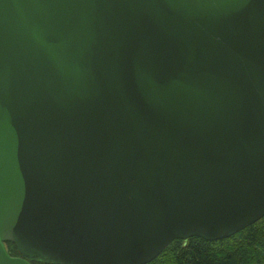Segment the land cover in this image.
Instances as JSON below:
<instances>
[{"label":"water","instance_id":"1","mask_svg":"<svg viewBox=\"0 0 264 264\" xmlns=\"http://www.w3.org/2000/svg\"><path fill=\"white\" fill-rule=\"evenodd\" d=\"M262 218L264 0H0V264H150Z\"/></svg>","mask_w":264,"mask_h":264},{"label":"trees","instance_id":"2","mask_svg":"<svg viewBox=\"0 0 264 264\" xmlns=\"http://www.w3.org/2000/svg\"><path fill=\"white\" fill-rule=\"evenodd\" d=\"M6 246L11 256H21L16 245ZM150 264H264V218L228 239L175 240Z\"/></svg>","mask_w":264,"mask_h":264},{"label":"flooded vegetation","instance_id":"3","mask_svg":"<svg viewBox=\"0 0 264 264\" xmlns=\"http://www.w3.org/2000/svg\"><path fill=\"white\" fill-rule=\"evenodd\" d=\"M35 262V261H34ZM33 263V262H32ZM34 264V263H33Z\"/></svg>","mask_w":264,"mask_h":264}]
</instances>
